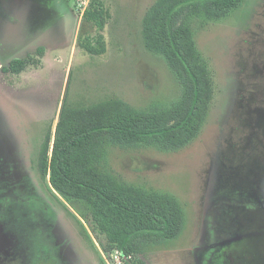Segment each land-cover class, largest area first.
Returning <instances> with one entry per match:
<instances>
[{
    "label": "rangeland",
    "instance_id": "1",
    "mask_svg": "<svg viewBox=\"0 0 264 264\" xmlns=\"http://www.w3.org/2000/svg\"><path fill=\"white\" fill-rule=\"evenodd\" d=\"M0 264H264V0H0Z\"/></svg>",
    "mask_w": 264,
    "mask_h": 264
},
{
    "label": "trees",
    "instance_id": "2",
    "mask_svg": "<svg viewBox=\"0 0 264 264\" xmlns=\"http://www.w3.org/2000/svg\"><path fill=\"white\" fill-rule=\"evenodd\" d=\"M216 1H218L219 3L221 2L226 5H229V3H231L232 0H216ZM85 15L89 20L94 21L98 27L100 28L103 27V20L101 19L102 18L101 10L88 9L86 10ZM90 49L92 50L93 48ZM39 50L40 52L43 51L42 48H39ZM24 66H25V60L21 58H16L13 59L9 67H5L4 70L17 73L21 71ZM91 135L92 132L87 129L78 130L72 132L68 137L63 139L62 142L60 144H57L55 147L54 166H53L54 173L58 174L61 177V179H63L65 182L71 185L81 186L82 182H79V180H77V178L72 173L67 161V155L73 148L78 147L80 146L81 143L87 141L91 137ZM88 188L94 191V188L92 186L88 185ZM95 191H97V193H99L107 203L113 204L112 206L122 207L121 205L112 202L113 201L112 198L106 192L104 191L100 192L98 190ZM128 209H129L128 212L132 213V209H130L129 207ZM140 214H142L139 215L140 217L141 216L146 217V220L151 222L154 221L157 230L165 231V229H167L169 226L168 225L169 218L165 215L163 216L153 211L140 212Z\"/></svg>",
    "mask_w": 264,
    "mask_h": 264
},
{
    "label": "flooded vegetation",
    "instance_id": "3",
    "mask_svg": "<svg viewBox=\"0 0 264 264\" xmlns=\"http://www.w3.org/2000/svg\"><path fill=\"white\" fill-rule=\"evenodd\" d=\"M32 197H29V199H31ZM221 200H220V202H221V208H220V210H222V208H223V210H224V212L226 211V210H228V208H224L225 206L226 207H232L233 205H234V203H232V204H230V202H229V200H228V198H224L223 196H222V198H220ZM227 200L228 202H226V200H225V202L223 201V203H222V200ZM218 200H219V198H218ZM222 213H223V211H222ZM222 213H220V215L222 216ZM215 221L216 220H214V223H215ZM213 228V227H212ZM219 229V228H218ZM228 232V231H227ZM228 233H230V232H228ZM215 234V233H214ZM217 236V235H216ZM221 242H217V243H214V248H217V251L220 249V248H222L223 249V247L225 248V251H227V249L229 248V245H225V246H223V247H221ZM230 247H232V246H230ZM221 249V250H222ZM219 252V251H218ZM214 256H215V253H213L212 254V256H211V258H214Z\"/></svg>",
    "mask_w": 264,
    "mask_h": 264
}]
</instances>
